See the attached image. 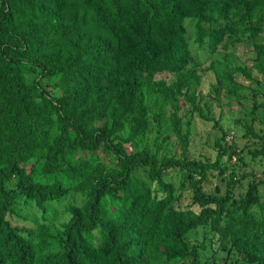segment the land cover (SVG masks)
I'll return each instance as SVG.
<instances>
[{
  "label": "trees",
  "instance_id": "obj_1",
  "mask_svg": "<svg viewBox=\"0 0 264 264\" xmlns=\"http://www.w3.org/2000/svg\"><path fill=\"white\" fill-rule=\"evenodd\" d=\"M186 20L210 56L253 41L249 68L211 67L214 93L264 84V0H0V264H264V182L236 194L233 168L204 192L237 155L224 136L213 161L188 156L184 103L215 120ZM247 117L264 125V102Z\"/></svg>",
  "mask_w": 264,
  "mask_h": 264
},
{
  "label": "rangeland",
  "instance_id": "obj_2",
  "mask_svg": "<svg viewBox=\"0 0 264 264\" xmlns=\"http://www.w3.org/2000/svg\"><path fill=\"white\" fill-rule=\"evenodd\" d=\"M184 27L187 31V36L190 38L189 46L193 59L199 64L198 73L201 75V85L198 91L199 94H202L199 104L203 108H205V104L209 106L210 116L218 124L216 126L214 125L215 121L207 122L202 120L197 114H192L188 103H184L179 115L182 117L186 116L192 125L188 156L191 159H210L213 161L216 154L212 150L213 142L224 136L225 139L222 141V145L229 150L235 151L239 159H237V155L233 156L230 161H227V157H224L223 160L226 161V166L228 167L227 173H224L222 177H218L217 172H210L202 184L203 190L206 194H215L217 191L224 193L226 190L224 179L227 176L229 177L230 171L235 168L238 172L233 178L235 193H244L248 182L254 180L255 182L258 180L264 182V159L262 157L252 158L249 153L250 151L258 150L260 144L246 134L245 128V123L249 122L255 133L262 134L264 132V125L259 120L250 122L249 117H247L254 101L264 102V84L260 76H258V80L262 85L258 86L254 82L244 79L241 75H234L233 81L236 86L228 88V93L225 89H221L216 94L212 91V88L216 87V80L214 70L211 67H215L217 70L230 66L249 68L254 57L253 41L240 38L243 42L234 44L233 37L230 38L229 35H225L222 41V45H225V47L219 48L217 52L210 56L205 48L197 49V46L193 43L191 37L192 29L188 25V20L185 21ZM260 35L264 36V33H260ZM262 43H264V40ZM160 79L169 83L175 80V77L172 74H159L154 77V80ZM167 178L174 184L175 182L177 184L180 183L179 174L170 173ZM261 188L259 189L260 191ZM184 202L188 203L189 199L184 198ZM65 218V216H61L60 220L62 221ZM203 233L200 228L197 229L190 237V241L200 242L203 239ZM205 244L210 250V244H212L210 238L207 237Z\"/></svg>",
  "mask_w": 264,
  "mask_h": 264
}]
</instances>
